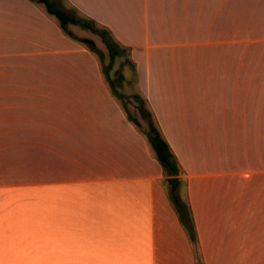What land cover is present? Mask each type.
<instances>
[{
	"label": "crops",
	"instance_id": "obj_1",
	"mask_svg": "<svg viewBox=\"0 0 264 264\" xmlns=\"http://www.w3.org/2000/svg\"><path fill=\"white\" fill-rule=\"evenodd\" d=\"M64 1L129 49L200 251L99 58L0 0V264H264V0Z\"/></svg>",
	"mask_w": 264,
	"mask_h": 264
},
{
	"label": "trees",
	"instance_id": "obj_2",
	"mask_svg": "<svg viewBox=\"0 0 264 264\" xmlns=\"http://www.w3.org/2000/svg\"><path fill=\"white\" fill-rule=\"evenodd\" d=\"M38 2L42 3L45 6L47 14L55 17L59 21L61 28L65 32H67V25L71 24V25L79 26L84 30H89L93 34H96L97 36H99L102 39L105 46L107 47L109 57L111 60V64L117 58L119 60L121 58H125L126 62H129L132 64V66L134 68V78L136 80L137 73H136L134 63L131 62V60L129 59V56H128L129 49L122 47L115 40L112 33L108 29L101 27L98 23H96L94 20H91L89 18L83 17L82 19H77L76 17L71 16V15L67 14L66 12H63V11L57 9L55 4L51 0H38ZM81 42L92 53H95L96 48H95V45L92 41L84 39ZM103 74L105 75L104 72H103ZM105 78H106V80H107V82L111 88L112 87L111 81L109 80V78H107L106 75H105ZM119 80L122 81L123 78L120 77ZM113 95H115L114 92H113ZM115 97H116V95H115ZM132 99L136 100L137 102H140V104L137 107V110H138L140 116L142 117V119L146 122V129L141 130V126H140L139 122L134 120L128 114L125 107H123V109L125 110V112L127 114L128 119L131 122H133V124L146 136L150 146L152 147V149L155 153V156H156L158 162L161 164V166L163 168L165 176L167 178L178 177L180 179V181H182L183 176H184V172L181 169V167H180L174 153L172 152L169 144L163 138V136H162V134H161L156 122H155L153 112L151 111L150 108L147 109L144 106L145 104H147L146 100L143 99L138 94L133 95ZM169 198H170L175 210L177 211V213L179 215V219L181 221V224H182L183 228L185 229V231L187 232V235H188L191 243L195 247V250L197 252H199L200 249H199V245H198L197 233H196L193 215H192L189 203L187 201L182 200L180 195H178L177 193H171L169 195Z\"/></svg>",
	"mask_w": 264,
	"mask_h": 264
},
{
	"label": "rangeland",
	"instance_id": "obj_3",
	"mask_svg": "<svg viewBox=\"0 0 264 264\" xmlns=\"http://www.w3.org/2000/svg\"><path fill=\"white\" fill-rule=\"evenodd\" d=\"M51 1L55 4L57 9L66 12L71 16L76 17L77 19L83 18L74 9L69 7L64 0H51ZM68 30L71 32L72 37L75 40L81 42L84 39H87L94 43L96 48L94 54L101 61L102 70L107 76V78H109V80L111 81L112 91L115 93L121 105L125 107L128 114L134 120L139 122L141 126V130H145L146 122L142 119V117L140 116L137 110V107L140 104V102H137L136 100L132 99V96L136 94V88H135L136 80L134 78V68L132 64L126 62V60L124 63H121L118 58L115 59L114 62L111 64L107 47L103 43L102 39L96 34L90 32L89 30H84L79 26H75L71 24L67 25V31ZM120 77L123 78L122 81L119 80ZM125 79H129V81L125 82ZM144 106L147 109L149 108L147 104H145ZM164 186L166 188L168 195H170L172 193V187L167 183V181H164ZM185 186L186 183L184 179H182L181 183L179 184L178 190L175 192L178 195H180V197L184 201H186ZM177 264H185V263H177ZM197 264H203L201 259L198 260Z\"/></svg>",
	"mask_w": 264,
	"mask_h": 264
},
{
	"label": "water",
	"instance_id": "obj_4",
	"mask_svg": "<svg viewBox=\"0 0 264 264\" xmlns=\"http://www.w3.org/2000/svg\"><path fill=\"white\" fill-rule=\"evenodd\" d=\"M120 62L124 63L125 58H121ZM167 182L172 187V192L175 193L179 188V178L178 177H170L167 179Z\"/></svg>",
	"mask_w": 264,
	"mask_h": 264
}]
</instances>
